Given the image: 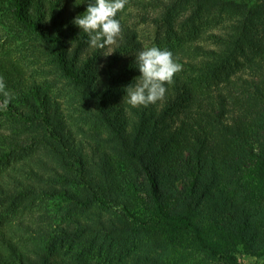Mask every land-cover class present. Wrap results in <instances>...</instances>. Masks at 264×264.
<instances>
[{
	"label": "trees",
	"instance_id": "16d2710c",
	"mask_svg": "<svg viewBox=\"0 0 264 264\" xmlns=\"http://www.w3.org/2000/svg\"><path fill=\"white\" fill-rule=\"evenodd\" d=\"M73 4L0 0V264L264 259V0H129L103 52ZM152 46L183 68L133 108Z\"/></svg>",
	"mask_w": 264,
	"mask_h": 264
},
{
	"label": "clouds",
	"instance_id": "9594fccd",
	"mask_svg": "<svg viewBox=\"0 0 264 264\" xmlns=\"http://www.w3.org/2000/svg\"><path fill=\"white\" fill-rule=\"evenodd\" d=\"M85 2V11L76 15L71 22L87 35L91 48L101 52L114 49L123 38L118 13L125 9L129 0H74L73 7ZM113 52L101 55L106 57ZM136 67L140 73L136 77L138 83H131L124 89L127 103L133 108H146L163 101L167 92L166 85H172L174 77L183 68L171 51L156 46L139 52ZM14 99V93L7 89L4 77L0 76V110H6Z\"/></svg>",
	"mask_w": 264,
	"mask_h": 264
},
{
	"label": "rangeland",
	"instance_id": "374dc122",
	"mask_svg": "<svg viewBox=\"0 0 264 264\" xmlns=\"http://www.w3.org/2000/svg\"><path fill=\"white\" fill-rule=\"evenodd\" d=\"M137 21H140L141 17L139 14H137ZM139 28H143L144 25L138 23ZM0 38H1V31H0ZM39 214L42 213L43 215H45L47 218L48 216H52L51 211H49L48 209H42V210H38ZM38 215L35 216V218H38ZM50 225H52L51 227H54L55 224H53L52 222L49 223ZM48 226V223H47ZM41 227L44 228V223H41ZM240 264H264V259H254V258H244L240 256ZM195 260L193 263L188 262L186 264H224L222 262H216V261H211V260H207V262H201V260L199 259V256H195Z\"/></svg>",
	"mask_w": 264,
	"mask_h": 264
}]
</instances>
